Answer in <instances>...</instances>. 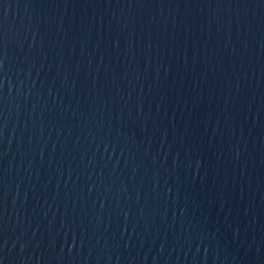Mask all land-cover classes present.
Here are the masks:
<instances>
[{"label":"water","instance_id":"obj_1","mask_svg":"<svg viewBox=\"0 0 264 264\" xmlns=\"http://www.w3.org/2000/svg\"><path fill=\"white\" fill-rule=\"evenodd\" d=\"M0 264H264V0H0Z\"/></svg>","mask_w":264,"mask_h":264}]
</instances>
